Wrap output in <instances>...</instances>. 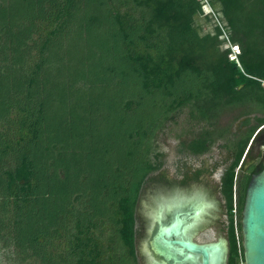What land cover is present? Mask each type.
<instances>
[{
    "label": "trees",
    "instance_id": "trees-1",
    "mask_svg": "<svg viewBox=\"0 0 264 264\" xmlns=\"http://www.w3.org/2000/svg\"><path fill=\"white\" fill-rule=\"evenodd\" d=\"M203 4L0 0V249L18 264H139L140 195L182 114L200 127L181 144L189 156L224 141L233 156L227 264L245 260L246 191L264 166V152L249 161L264 147V0H210L204 34Z\"/></svg>",
    "mask_w": 264,
    "mask_h": 264
},
{
    "label": "water",
    "instance_id": "water-1",
    "mask_svg": "<svg viewBox=\"0 0 264 264\" xmlns=\"http://www.w3.org/2000/svg\"><path fill=\"white\" fill-rule=\"evenodd\" d=\"M202 192L208 202L205 204L197 199L199 200L197 204L201 207L199 211L192 203L183 209L179 202L174 201L172 204L170 201L172 205H169L168 213H172L171 217L164 216L163 220L166 223H163L161 217L157 218L160 227L155 232L151 229V234L154 232L152 239L145 245L151 264L228 263L227 238L205 244L193 241L194 237L211 225L219 214L217 201L207 192ZM174 195L167 190L161 196L172 198ZM190 195L192 192L185 193V197ZM139 227L137 223L138 230ZM242 234L245 264H264V166L260 173L251 177L246 191L242 212Z\"/></svg>",
    "mask_w": 264,
    "mask_h": 264
},
{
    "label": "rangeland",
    "instance_id": "rangeland-1",
    "mask_svg": "<svg viewBox=\"0 0 264 264\" xmlns=\"http://www.w3.org/2000/svg\"><path fill=\"white\" fill-rule=\"evenodd\" d=\"M207 2L210 3V0L203 1V3ZM202 11L203 15L197 21L198 25H200L201 27V32L203 34L208 32L213 33V29L218 22V20L216 19L217 12L213 9L214 14H210L212 13V9L208 6L203 7ZM206 17H208V19ZM228 47H231L229 43H225L223 46L224 49ZM235 51L236 53L239 52V50ZM231 58L233 59L235 58V56H232ZM232 117V114L224 116L222 119V124H230L232 121ZM233 125V132L238 131L241 127L240 121L234 122ZM199 128V126L191 128L186 120L185 114H182L179 115L174 121H170L166 128L161 133H159L156 146L158 147V151L163 155L162 159L164 160V165L160 171L149 176L144 186L145 191L150 190L152 186L151 179L155 178L157 179V181H160V172L166 174V176L171 181H174L173 184L175 185V187H179L181 186L180 183H182L183 175L185 173L191 174V172H194L196 169L204 165L208 169H210L214 167L215 164H223V162L229 164V162L231 161V156L228 154V150L223 146L227 144L225 141L219 142L209 154L201 157L189 156L187 152L183 151L181 145L182 142L190 138V132L195 133L199 130ZM262 152H264L262 142H259L257 144L254 142L251 148V154L249 155L251 157L249 161H252L255 157L260 156ZM223 171L224 166H221L218 169L216 175H205L203 183L201 184L202 191L207 192L217 201L219 214L216 220L211 225H209L194 237L193 241L199 244L217 242L219 239L227 238L226 209L220 194V179ZM191 185L193 188L196 187L194 183H192ZM0 264H18L12 248L2 247L0 249ZM139 264L142 263L140 262Z\"/></svg>",
    "mask_w": 264,
    "mask_h": 264
},
{
    "label": "flooded vegetation",
    "instance_id": "flooded-vegetation-1",
    "mask_svg": "<svg viewBox=\"0 0 264 264\" xmlns=\"http://www.w3.org/2000/svg\"><path fill=\"white\" fill-rule=\"evenodd\" d=\"M260 130L263 131L264 128L259 129V131ZM228 154L231 156V161L229 162V164H226L224 162L223 164H215L214 167L210 169H208L204 165L196 169L194 172H191V174L185 173L183 175V181L182 183H180L181 186L179 187H175V185L173 184L174 181H171L166 176V174L160 172V175H159L160 181H157V179L155 178L151 179L152 186L150 190L148 191H145V189L142 190V193L139 199V208L137 212V223H139V226H140L139 227L140 229L138 230L139 233L137 234L138 235L137 236V251H138L137 253H138V259L142 264H151L150 263L151 261L148 256V252L145 250V245L148 241H151L152 234L155 231H157L158 228L160 227L159 226L160 223L158 222L157 218L161 217V220L163 221V223H166L163 220L164 216L171 217L170 214L172 213H168V209L170 208L172 204L175 203L174 201H176L177 203L179 202L180 207H183V209H186V207L190 203H192L194 205V208L195 209L198 208V211H199L201 208L200 205L197 204L199 203V200L205 204L208 202L206 195L204 194V192H202V188H201L202 187L201 184L203 183L205 175H208V176L216 175L218 172V169L221 166H224V170H225L233 161V156L231 155L229 151H228ZM192 183H194L196 187L193 188L191 185ZM167 190L168 192H171V194L173 195L175 194V195L172 198L161 196L164 193V191H167ZM186 192H192V195L185 197ZM170 201H172L171 202L172 204L170 203ZM153 217H155V219ZM153 224L155 225V229H153ZM151 229L154 231L152 234H151ZM193 230H194V227H193ZM139 235L142 237H140Z\"/></svg>",
    "mask_w": 264,
    "mask_h": 264
},
{
    "label": "built area",
    "instance_id": "built-area-1",
    "mask_svg": "<svg viewBox=\"0 0 264 264\" xmlns=\"http://www.w3.org/2000/svg\"><path fill=\"white\" fill-rule=\"evenodd\" d=\"M205 6H208V7H210L212 9V7L210 6V4L208 2L203 4V7H205ZM210 14H214L213 13V9H212V13H210ZM235 192H236V188H235ZM233 213H234V221H235V226H236V237H237L238 243L240 244L241 239H240V234H239V231H238V221H239V218H238V207H237V197H236V194H235V199H234V210H233ZM240 264H245V260L241 259L240 260Z\"/></svg>",
    "mask_w": 264,
    "mask_h": 264
},
{
    "label": "clouds",
    "instance_id": "clouds-1",
    "mask_svg": "<svg viewBox=\"0 0 264 264\" xmlns=\"http://www.w3.org/2000/svg\"><path fill=\"white\" fill-rule=\"evenodd\" d=\"M233 51H234V49H233ZM233 56H235V55L233 54Z\"/></svg>",
    "mask_w": 264,
    "mask_h": 264
}]
</instances>
